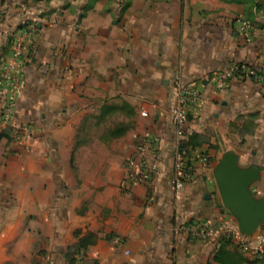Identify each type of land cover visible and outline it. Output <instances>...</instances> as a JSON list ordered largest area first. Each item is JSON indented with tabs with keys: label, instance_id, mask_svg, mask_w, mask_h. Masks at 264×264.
<instances>
[{
	"label": "crops",
	"instance_id": "0c3cea01",
	"mask_svg": "<svg viewBox=\"0 0 264 264\" xmlns=\"http://www.w3.org/2000/svg\"><path fill=\"white\" fill-rule=\"evenodd\" d=\"M251 1L0 0V117L1 72L26 33L21 89L0 125V264H71L76 250L85 264H264L238 250L213 175L234 151L263 167L253 192L264 196V80H207L245 64L264 75V16ZM178 79L199 95L181 142ZM186 144L191 175L177 193ZM141 157L158 171L130 184ZM202 224L215 235L195 237Z\"/></svg>",
	"mask_w": 264,
	"mask_h": 264
},
{
	"label": "built area",
	"instance_id": "2783aa9c",
	"mask_svg": "<svg viewBox=\"0 0 264 264\" xmlns=\"http://www.w3.org/2000/svg\"><path fill=\"white\" fill-rule=\"evenodd\" d=\"M242 25L247 27L249 22L243 21ZM26 41V33L15 40L13 49V61L6 64L1 72V80L7 87L9 96L6 97L8 108L0 117V125L5 126L13 113L15 95L21 89V80L19 75L22 73V57L23 45ZM19 62V64H18ZM16 70L17 76H10V72ZM251 76L264 80V75L260 74L256 67L252 64L238 65L229 70L217 72L210 76L207 80L212 82L217 88H222L226 80L234 76ZM193 83L184 84L179 79L176 80L174 89L176 101L171 109V119L175 128V134L181 142L186 135V124L188 120L189 105L192 101L198 98V92L193 89ZM0 126V127H1ZM152 139V138H151ZM190 148H182L175 153V162L173 170V185L175 192H180L184 189L187 180L190 178L191 169L187 166L190 160ZM158 171V166L150 162L147 158L141 157L140 160H132L128 171V181L130 184H142L149 182L154 173ZM197 238L206 236H214L215 232L208 226L202 224L194 231ZM237 240V248L242 254L253 256L256 259H264V231L258 230L254 235L248 236L237 231L235 233ZM232 239V235L227 237ZM220 243H218V247ZM84 253L79 251L75 253L72 264H85Z\"/></svg>",
	"mask_w": 264,
	"mask_h": 264
},
{
	"label": "water",
	"instance_id": "95a60500",
	"mask_svg": "<svg viewBox=\"0 0 264 264\" xmlns=\"http://www.w3.org/2000/svg\"><path fill=\"white\" fill-rule=\"evenodd\" d=\"M263 167L241 166L234 151L223 154L213 175L221 202L235 218L240 233L252 236L264 226V196L253 192L255 183L262 179Z\"/></svg>",
	"mask_w": 264,
	"mask_h": 264
},
{
	"label": "rangeland",
	"instance_id": "374dc122",
	"mask_svg": "<svg viewBox=\"0 0 264 264\" xmlns=\"http://www.w3.org/2000/svg\"><path fill=\"white\" fill-rule=\"evenodd\" d=\"M252 1H253V4H257L258 12L260 13V15L264 16V0H252ZM249 17H251L253 19L252 15L249 16ZM111 121H112L111 124H113L115 126V125H117L119 123L120 119L117 116L114 119H112Z\"/></svg>",
	"mask_w": 264,
	"mask_h": 264
},
{
	"label": "trees",
	"instance_id": "16d2710c",
	"mask_svg": "<svg viewBox=\"0 0 264 264\" xmlns=\"http://www.w3.org/2000/svg\"><path fill=\"white\" fill-rule=\"evenodd\" d=\"M187 146H188L187 144L184 145V148H189V147H187ZM187 166L190 167V161H188ZM79 251H81V250H76L74 253H77V252H79ZM74 255H75V254H74ZM73 260H74V256L71 258V264L73 263Z\"/></svg>",
	"mask_w": 264,
	"mask_h": 264
}]
</instances>
